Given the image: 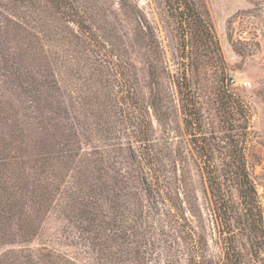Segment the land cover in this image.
I'll use <instances>...</instances> for the list:
<instances>
[{
    "label": "rangeland",
    "instance_id": "obj_1",
    "mask_svg": "<svg viewBox=\"0 0 264 264\" xmlns=\"http://www.w3.org/2000/svg\"><path fill=\"white\" fill-rule=\"evenodd\" d=\"M197 3L212 40L166 0H0V264H264L196 151L246 127L263 237L264 0Z\"/></svg>",
    "mask_w": 264,
    "mask_h": 264
},
{
    "label": "trees",
    "instance_id": "obj_2",
    "mask_svg": "<svg viewBox=\"0 0 264 264\" xmlns=\"http://www.w3.org/2000/svg\"><path fill=\"white\" fill-rule=\"evenodd\" d=\"M166 3L172 12L174 9L173 5L176 7V10L179 11L181 23H183L185 26L184 31L186 34L191 35L192 40H195L198 34L203 37L202 40H212V36L209 32L210 27L208 20H205L201 16L200 7L197 3V0H166ZM195 122L196 118H194L193 124ZM188 125H190V123H188ZM241 130L242 134L231 136L226 141L221 140V143H218V145L214 142V140L213 142L211 140V142L209 140H204V144L200 146V148L196 149V151L200 159H202L204 163L208 165L207 167H211L210 171H207L206 174H208L207 181L212 196L214 197V190L215 187L219 185L220 177L226 180L227 183H233L236 185L238 198L244 210V224L248 226L250 230L253 229L252 232L254 233V236H258L259 238V245L264 246V232L260 225L259 229L261 234H263V237L261 235H257L256 231L254 230V227H258L257 223L261 221L259 212L260 210L256 202L255 189L248 178L247 172L245 170L244 157L241 152V148H239L240 143L243 142L241 139H244L246 127H243ZM214 151H220V159L222 162L217 173L214 171ZM211 163H213V165ZM138 175L142 185L145 186L147 196H151L152 188L147 182V178H145L142 169L138 170ZM92 209H95V207H92ZM233 255L234 258L231 259V256H229V254L226 252L225 264H240L239 259L236 256V252H233Z\"/></svg>",
    "mask_w": 264,
    "mask_h": 264
},
{
    "label": "built area",
    "instance_id": "obj_3",
    "mask_svg": "<svg viewBox=\"0 0 264 264\" xmlns=\"http://www.w3.org/2000/svg\"><path fill=\"white\" fill-rule=\"evenodd\" d=\"M231 82H232V84H234V85H238V82H236L235 80H232ZM239 85H240V84H239ZM241 85L244 86V87H249V86H250V82L244 81V82H242Z\"/></svg>",
    "mask_w": 264,
    "mask_h": 264
}]
</instances>
